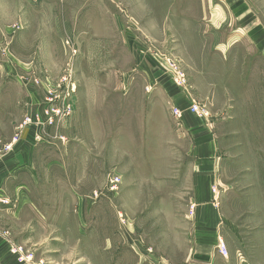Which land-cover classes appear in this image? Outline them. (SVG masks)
I'll list each match as a JSON object with an SVG mask.
<instances>
[{"label":"rangeland","instance_id":"rangeland-1","mask_svg":"<svg viewBox=\"0 0 264 264\" xmlns=\"http://www.w3.org/2000/svg\"><path fill=\"white\" fill-rule=\"evenodd\" d=\"M4 1L9 11L18 10L3 41L13 43L17 70L2 74L0 67V143L34 129L40 155L46 157L42 164L52 171L44 180L60 185L62 178L61 185L71 180L83 189L99 190L91 195V208L81 198L71 209L63 205V221L74 216L76 226L63 224L62 241L44 243L46 252L37 244L11 243L9 249H23H10L17 261L118 264V248L136 239L152 249L155 258L182 264L189 251L185 230L193 164L192 134L183 131L177 119L184 111L200 119L230 155L224 177L229 216L243 233L254 229L243 251L251 256L264 249V55L253 43L250 24L238 31L241 10L253 12L264 25V0ZM24 11L28 21L20 17ZM24 30V49L14 47L15 37ZM0 64L6 66L5 61ZM162 76L179 91L175 99L169 98V82L159 81ZM188 91L190 103L182 108L180 94ZM84 92L91 100L87 114L79 108ZM32 94L38 100L30 98ZM100 98L108 99L107 107L94 104ZM51 100L61 112L53 115L52 124L41 112L38 123L36 116ZM69 100L73 110L68 113ZM27 116L32 118L30 126L24 124ZM89 124L98 134L97 139L90 132L96 140L92 148L97 154L99 147L102 150L94 154L88 178L82 172L85 163L75 162L71 154L80 158L86 153L80 137H85ZM52 158L60 160L56 164L62 168H49ZM112 173L124 175L117 193L107 187ZM125 185L145 188L133 194ZM212 190L217 193L215 187ZM137 245L141 256L127 246L133 252L124 264H165ZM108 246L109 258L102 253Z\"/></svg>","mask_w":264,"mask_h":264},{"label":"crops","instance_id":"crops-1","mask_svg":"<svg viewBox=\"0 0 264 264\" xmlns=\"http://www.w3.org/2000/svg\"><path fill=\"white\" fill-rule=\"evenodd\" d=\"M20 1L23 2V0ZM25 2L29 3V0H25ZM229 2H236V0H229ZM8 7L10 6L4 0H0V61H5L6 65L3 68L0 64L2 74H5L6 70V74L15 73L17 70L13 65L15 59L11 50L13 43L3 42L5 34L10 32V23L18 18V10L11 12ZM33 10L37 13L42 12L41 9ZM27 11H24L20 16L24 20L26 19V21L29 20V11ZM241 13H238V15L241 18L239 22L242 24V27L238 31H243L245 26L250 24L249 29L251 28L252 30L253 43L264 55V25H259L258 18L253 12L241 10ZM59 27L60 24L58 23ZM23 37H28L26 30L21 33L20 37H15L14 47L18 45V47L24 49V42L26 40ZM27 47L28 45H25V48ZM7 57L10 60L7 61ZM151 80L152 84H154L155 77L151 78ZM159 81L163 83L169 82L166 85V89L169 90V98L175 99V96H178L177 93L179 91L173 86L170 79L167 81L166 77L162 76V79ZM84 93L80 97L79 108L87 114L88 112L91 113V100L88 97V92ZM184 93H179L183 95L182 102L178 101L181 100L182 96L176 100L181 107L186 102L190 103V91ZM30 98L34 101L38 100L34 94ZM108 102V99L100 98L96 99L94 104H101L102 107L104 105L107 107ZM100 111L102 112V109ZM9 113H11V110ZM193 115L189 111H184L181 118L177 117L181 122L180 125L183 131L192 134L191 152L193 164L189 190L191 195L190 206H195V213L193 215L189 214L190 206L186 213L188 226H186L185 234L189 243V251L183 259L182 264H264V249L252 252L251 256L246 255L242 249V244L247 243L246 239L253 235L252 230L254 229L249 227L248 232L243 233V229L239 227V222H236L229 216V207H227L224 197V191L227 189V187L224 188V177L230 169L229 164L232 161L229 159L230 155L227 157L222 150L221 141L219 142L215 134L211 130L206 129L203 122ZM73 122L76 123L75 130H77L78 121H76V118H74ZM73 122L71 123L72 129ZM94 129V127L90 129L89 124V127L86 128L85 137L81 138L79 136L85 142L86 153L80 158L77 155L71 154V158H75V162L80 160L82 163H85L83 167L84 171L82 172L88 178L92 177L91 169H94V166L91 164V161L93 163L94 154L97 157L100 150H102L99 147L97 154V151L92 148L96 140L90 137V132L94 134ZM34 132L35 130L32 129L29 132H25L24 136L20 139L15 140L10 137L9 140L0 143V264H21L9 249L11 243H22L27 244V246H30V243L37 244L40 251L46 252L44 243L62 241L60 235L62 234L61 227L63 224L67 225L68 221L71 223L70 225L76 226L74 216L73 218H71V215L69 217L66 216L64 218L69 219L63 221V210L65 209L63 205L68 204L69 209H71L78 205L79 198H81L84 202H88L91 208L94 204L92 200L93 196L91 195L99 192L98 189L93 187L89 190L87 188L83 189V186L78 187L77 181L70 180L69 185H61L63 182L61 178L60 185H51L50 181L44 180L46 174L52 171H47L48 169L42 164L46 157L45 155H40L41 145L38 144V138H36ZM94 138L98 139V134H94ZM103 143L104 138L101 139L99 144L103 145ZM9 145L10 148L7 149ZM236 158L233 157V163L237 162ZM245 158L244 156L242 160H246ZM49 161L51 164L48 167L52 170L55 166H62L56 164V162L61 163L60 160L52 158ZM69 172H74V168L71 167ZM122 178L124 183L123 174ZM134 187L137 191L133 190ZM214 187L217 189V193L213 192L212 189ZM144 188L145 186L137 185H125L124 187V189L133 194L142 192ZM247 188L245 187L242 190H246ZM240 192L236 193L241 194ZM52 194L54 196H51ZM65 194L68 195L64 197L63 195ZM4 199H8L9 201L5 202ZM229 204L232 205L230 202ZM222 239L228 248L227 256L223 255L218 247V243ZM129 240L131 241V238ZM138 243L141 250L144 249L145 253L155 258L156 255L153 254L152 249L143 248L142 242L134 239L130 245L137 254H139L137 250ZM235 243H238L237 247L239 248H234ZM130 245L123 244L118 248L116 254L118 264H124L126 259L131 258L133 249L130 250L127 247ZM103 248L102 253H105L109 258L110 251L112 250L109 249V246ZM52 252L56 251L53 250ZM139 255L141 256V254ZM154 260H161L160 262L165 260V264H177L168 261L163 256L156 257Z\"/></svg>","mask_w":264,"mask_h":264},{"label":"built area","instance_id":"built-area-1","mask_svg":"<svg viewBox=\"0 0 264 264\" xmlns=\"http://www.w3.org/2000/svg\"><path fill=\"white\" fill-rule=\"evenodd\" d=\"M179 79L181 80V82H183L185 79L181 76V74L179 73ZM50 100V99H48ZM54 103L55 101L54 100H51L50 102V106L47 107V105H44L43 107H45V110L42 108L39 115L36 116L35 120H37V122L39 123V118H41V112L44 116V118H48L46 122H49L50 124H52L54 122V117L53 115H57L59 114L61 111L60 110H57L54 108ZM47 107V108H46ZM65 108L67 109V112L69 113L70 111L73 110V101L69 100L66 105H65ZM196 110V109H195ZM197 111V110H196ZM176 112L178 113V110H176ZM198 112V111H197ZM24 124L25 125H28L30 126L32 124V118L27 116L24 120ZM10 148V145L7 146V149ZM122 183V178L120 175H118L117 173H112L111 175H109V179H108V183H107V187L108 189L111 191V192H114V193H117L120 189V185ZM195 213V206L192 205L191 208H190V211H189V214L190 215H193ZM12 247V246H11ZM218 247H219V250L220 252L227 256L228 255V248H227V245L225 243V241L222 239L219 241L218 243ZM12 252H23V249L22 248H18V247H12L10 248Z\"/></svg>","mask_w":264,"mask_h":264}]
</instances>
